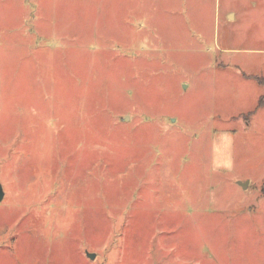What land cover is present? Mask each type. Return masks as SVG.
<instances>
[{
  "label": "rangeland",
  "instance_id": "1",
  "mask_svg": "<svg viewBox=\"0 0 264 264\" xmlns=\"http://www.w3.org/2000/svg\"><path fill=\"white\" fill-rule=\"evenodd\" d=\"M240 70L264 0H0V264H264Z\"/></svg>",
  "mask_w": 264,
  "mask_h": 264
},
{
  "label": "crops",
  "instance_id": "2",
  "mask_svg": "<svg viewBox=\"0 0 264 264\" xmlns=\"http://www.w3.org/2000/svg\"><path fill=\"white\" fill-rule=\"evenodd\" d=\"M261 67V66H260ZM239 68H242V66L240 67L239 66ZM241 71V70H240ZM262 71V70H261ZM242 72V74H243V76H245V77H247L248 78V76H250V79L252 78V79H254L255 81H256V83H257V85L258 86H260L259 84H258V82H257V79L258 78H263L264 79V75H262V73H260L261 75H247V74H245L244 73V71H241ZM261 87V86H260ZM262 89H264L263 87H261ZM264 95V90H263V92H262V95L260 96V98H259V100L261 99V97ZM259 100H258V103H259ZM264 107V106H263ZM263 107H260V108H258V104H257V106H256V108L254 109V111L253 112H251V113H249L250 115H253L254 113H257L258 112V110L259 109H261V108H263ZM243 183V182H242ZM246 183V182H245ZM243 188V187H242Z\"/></svg>",
  "mask_w": 264,
  "mask_h": 264
},
{
  "label": "trees",
  "instance_id": "3",
  "mask_svg": "<svg viewBox=\"0 0 264 264\" xmlns=\"http://www.w3.org/2000/svg\"><path fill=\"white\" fill-rule=\"evenodd\" d=\"M258 84L264 88V79L263 78H258L257 79ZM264 106V95L261 97V99L259 100L258 103V108L263 107Z\"/></svg>",
  "mask_w": 264,
  "mask_h": 264
},
{
  "label": "water",
  "instance_id": "4",
  "mask_svg": "<svg viewBox=\"0 0 264 264\" xmlns=\"http://www.w3.org/2000/svg\"><path fill=\"white\" fill-rule=\"evenodd\" d=\"M240 185L245 189L247 187V182L246 183H242L240 182ZM3 198V187L0 185V201L2 200ZM90 258H94V255H89Z\"/></svg>",
  "mask_w": 264,
  "mask_h": 264
}]
</instances>
